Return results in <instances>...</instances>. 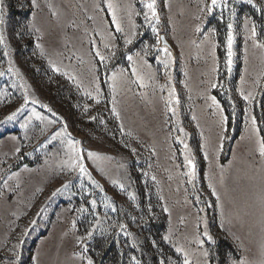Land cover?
Instances as JSON below:
<instances>
[{
  "label": "rangeland",
  "instance_id": "obj_1",
  "mask_svg": "<svg viewBox=\"0 0 264 264\" xmlns=\"http://www.w3.org/2000/svg\"><path fill=\"white\" fill-rule=\"evenodd\" d=\"M149 3L0 0V264H264V0Z\"/></svg>",
  "mask_w": 264,
  "mask_h": 264
},
{
  "label": "trees",
  "instance_id": "obj_2",
  "mask_svg": "<svg viewBox=\"0 0 264 264\" xmlns=\"http://www.w3.org/2000/svg\"><path fill=\"white\" fill-rule=\"evenodd\" d=\"M220 55L222 56V50L219 48ZM167 220L165 214L162 215L159 220L151 219L149 220L147 227L148 230H154L153 231V237H147V239H150L151 243L153 241H157L162 243V232L166 228ZM157 229V230H155ZM152 231L150 232V234ZM158 233V234H157ZM152 236V235H151ZM152 238L154 240H152ZM217 240V238H216ZM96 251L93 250V247L91 246V255L93 258V264H96L98 262V257H103L110 259L113 264H128L129 255L128 251L123 247H118L116 243H114L112 246L109 245V240L100 239L96 242ZM217 248V253L214 252V250H210V263L211 264H229L228 258L232 256L237 255V250L233 242L226 237L225 235H219L218 240L216 243L212 246ZM173 251V250H172ZM111 257H115V259H112ZM112 259V260H111Z\"/></svg>",
  "mask_w": 264,
  "mask_h": 264
},
{
  "label": "snow or ice",
  "instance_id": "obj_3",
  "mask_svg": "<svg viewBox=\"0 0 264 264\" xmlns=\"http://www.w3.org/2000/svg\"><path fill=\"white\" fill-rule=\"evenodd\" d=\"M216 3H217V0H212L213 5H216ZM147 7L152 10V14L153 16H155L156 13H155L154 0H153V3H149ZM0 22H2V19H0ZM229 28H231V25H229ZM117 30H119V28ZM128 42L130 43L131 41H128ZM231 44H232V37L231 35H229L228 37L229 57L231 56ZM129 60H131V57H129ZM213 86L215 87V85ZM13 115H15V113H13ZM9 119H11V117H9ZM262 152H264V148H262ZM80 167H81V171H84L83 165H81ZM205 255H207V253H205ZM89 264H91V261H89Z\"/></svg>",
  "mask_w": 264,
  "mask_h": 264
},
{
  "label": "water",
  "instance_id": "obj_4",
  "mask_svg": "<svg viewBox=\"0 0 264 264\" xmlns=\"http://www.w3.org/2000/svg\"><path fill=\"white\" fill-rule=\"evenodd\" d=\"M162 44H167V45H169V43L167 42V40L164 39L163 36H162Z\"/></svg>",
  "mask_w": 264,
  "mask_h": 264
}]
</instances>
